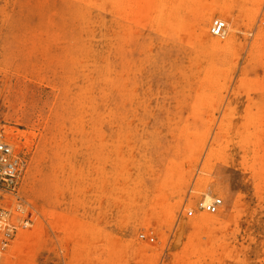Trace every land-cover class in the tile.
I'll list each match as a JSON object with an SVG mask.
<instances>
[{
  "label": "rangeland",
  "instance_id": "1",
  "mask_svg": "<svg viewBox=\"0 0 264 264\" xmlns=\"http://www.w3.org/2000/svg\"><path fill=\"white\" fill-rule=\"evenodd\" d=\"M0 123V264H264V0H0Z\"/></svg>",
  "mask_w": 264,
  "mask_h": 264
},
{
  "label": "built area",
  "instance_id": "2",
  "mask_svg": "<svg viewBox=\"0 0 264 264\" xmlns=\"http://www.w3.org/2000/svg\"><path fill=\"white\" fill-rule=\"evenodd\" d=\"M227 22L222 19H216L212 22L210 33L213 37L224 39L226 37ZM25 168V161L22 155L17 151L13 140L7 135L4 126L0 123V191L3 189L8 192L16 201H21L20 198V180L22 172ZM2 188V189H1ZM200 209L209 215H216L224 206L222 199H215L212 203H200ZM27 206L22 207V211H28ZM34 213H29L27 220L22 224L12 223V213L3 211L0 214V258L10 248L16 232L20 227H29L33 225ZM145 236L142 235L141 239Z\"/></svg>",
  "mask_w": 264,
  "mask_h": 264
},
{
  "label": "bare ground",
  "instance_id": "3",
  "mask_svg": "<svg viewBox=\"0 0 264 264\" xmlns=\"http://www.w3.org/2000/svg\"><path fill=\"white\" fill-rule=\"evenodd\" d=\"M205 201H206V203H212V202H214L213 197L211 195H209V194L206 195Z\"/></svg>",
  "mask_w": 264,
  "mask_h": 264
}]
</instances>
